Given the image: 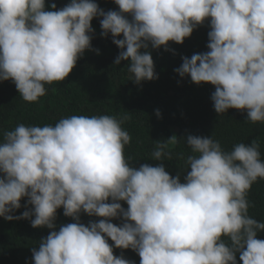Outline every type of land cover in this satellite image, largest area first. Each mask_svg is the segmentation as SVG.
Returning <instances> with one entry per match:
<instances>
[{"label":"clouds","instance_id":"1","mask_svg":"<svg viewBox=\"0 0 264 264\" xmlns=\"http://www.w3.org/2000/svg\"><path fill=\"white\" fill-rule=\"evenodd\" d=\"M114 2L119 11L105 12L94 0H71L55 11L46 10L45 0H0V80L13 81L24 101L38 102L46 86L65 81L92 49L96 17H102V35L111 33L122 49L115 64L130 61L127 69L138 84L158 79L151 53L141 50L149 43L166 50L170 41L183 44L210 18V50L183 57L176 71L215 86L211 99L218 114L237 109L247 112L248 121L264 123V0ZM127 119L73 115L54 126L21 123L4 132L0 217L54 229L63 207L77 221L51 231L33 249L35 264H134L115 256L106 237L115 248L135 250L140 264H238L237 253L243 264H264V240L257 238L264 222L249 215L254 205L247 199L264 179L258 140L226 152L212 137L187 135L198 155L186 158L190 171L181 183L163 163H129L124 150L131 136L122 127ZM176 143L175 135L156 141L152 158L170 160L168 145ZM24 197L34 208L12 215ZM82 211L104 219L85 226ZM121 216L120 226L111 222Z\"/></svg>","mask_w":264,"mask_h":264},{"label":"trees","instance_id":"2","mask_svg":"<svg viewBox=\"0 0 264 264\" xmlns=\"http://www.w3.org/2000/svg\"><path fill=\"white\" fill-rule=\"evenodd\" d=\"M94 2L105 12L120 10L114 0ZM53 3L56 9L51 8ZM69 3L71 0H45L48 11L62 9ZM127 18L132 20L131 15H127ZM101 19L96 17L92 21L94 32L89 33L92 36V49L85 50L65 81L46 86L49 91L38 102L24 101L13 81L0 80V143L4 142V132L14 130L21 123L26 126H54L60 119L73 115H109L118 119L127 116L122 127L131 136V143L124 150L129 163L135 168L142 164L157 166L163 163L171 176L179 175L181 183L185 182L187 171H190L186 158L198 155L187 145L184 139L187 135L212 137L220 142L226 152H230L238 143L250 144L258 140L261 159L264 160V123L248 121L247 112L237 109L218 114L211 99L215 86L211 83L196 84L190 76L181 77L176 71L182 65L183 57L191 58L193 54L210 50L207 47L208 33L211 31L210 18L197 26L183 44L170 41L166 50L164 46L157 49L149 43L148 49H142V52L151 53L158 79L145 80L139 84L127 69L130 61L122 60L119 65L115 64L122 49L113 42L111 33L107 37L102 35ZM117 38L123 39V36ZM174 135L178 143L169 144L167 149L171 152V159H153L156 141ZM247 199L254 205L249 208V215L264 222V179L252 185ZM108 202L111 203V199ZM118 202L125 210L128 208L126 201ZM21 205L11 214L21 216L24 211L34 208L28 203L27 197L22 198ZM100 219L104 218L89 216L82 211L79 222L88 226L90 222ZM76 222L64 215L63 207L57 209L54 229L34 228L30 219L9 221L0 217V264H35L33 249L38 250L51 231H59L61 226ZM111 222L120 226L124 219L121 216ZM257 238L264 240V231L258 232ZM106 239L113 245L115 256L123 255L134 264H140L141 258L135 250L115 248L114 242L110 238ZM224 240L230 244L227 237ZM237 262L243 264L239 253Z\"/></svg>","mask_w":264,"mask_h":264}]
</instances>
